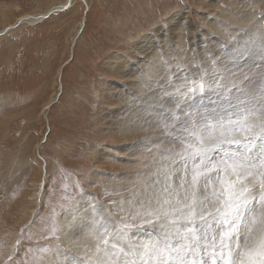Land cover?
<instances>
[{
    "label": "rangeland",
    "instance_id": "obj_1",
    "mask_svg": "<svg viewBox=\"0 0 264 264\" xmlns=\"http://www.w3.org/2000/svg\"><path fill=\"white\" fill-rule=\"evenodd\" d=\"M66 1L0 0V264H51L54 250L67 249L61 242L67 214L85 196L132 225L130 232L156 234L154 218L135 215L149 195L135 212L126 200L146 188L154 167L169 159L167 149L178 154L168 162L183 168L180 154L194 141L183 131L191 129L184 113L199 119L197 113L246 110L249 124L261 122L264 52L256 45L264 42V0H74L37 23L18 22ZM201 79L211 89L190 99L188 86ZM215 130L220 135L218 128L201 129L199 138L212 139ZM233 134L241 145L233 149L232 140L229 147L258 153V139ZM222 149L210 158L221 159L229 151ZM99 210L92 238L105 246L115 223H104ZM95 244H82L80 257L98 256Z\"/></svg>",
    "mask_w": 264,
    "mask_h": 264
},
{
    "label": "snow or ice",
    "instance_id": "obj_2",
    "mask_svg": "<svg viewBox=\"0 0 264 264\" xmlns=\"http://www.w3.org/2000/svg\"><path fill=\"white\" fill-rule=\"evenodd\" d=\"M256 47L264 52V42ZM211 87L203 79L192 82L187 88L189 98L203 95ZM184 115L191 129L183 131L194 137L180 154L184 166L180 172L163 173L168 198L157 199L155 204L150 201L135 213L140 219L154 218L160 226L158 235L145 242L133 241L132 225L114 221L111 238L123 247L108 264H264V108L259 109L261 122L251 124L246 110L219 117L197 113L199 119L191 113ZM209 128L220 129V135L212 138L217 142L225 141L228 129L248 132L250 141H261L259 151L255 156L251 149L243 155L225 152L221 159L212 160L209 149L197 146L204 143L199 138L201 129ZM173 175L176 187L171 182ZM97 259L105 264L100 256Z\"/></svg>",
    "mask_w": 264,
    "mask_h": 264
},
{
    "label": "bare ground",
    "instance_id": "obj_3",
    "mask_svg": "<svg viewBox=\"0 0 264 264\" xmlns=\"http://www.w3.org/2000/svg\"><path fill=\"white\" fill-rule=\"evenodd\" d=\"M73 1L74 0H68V1H66L65 3H63L62 5H60V6H55V7H52V8H50L49 10H47L45 13H43V14H41V15H39V16H36V15H33V14H25V15H23L22 17H20L19 19H18V22L19 21H30L31 23L33 22V23H37V21H41L42 19H44V17L46 16V14L49 12V11H52L54 8H56L57 10H63V9H65V8H68V7H71L72 6V4H73ZM205 1H208V0H205ZM255 2H256V0H254ZM259 1V0H258ZM257 1V2H258ZM233 2H234V0H233ZM242 2V1H241ZM248 2V1H247ZM254 2V3H255ZM256 2V3H257ZM255 3V4H256ZM209 4H210V2H209ZM236 5H238V4H236ZM240 5V4H239ZM246 7V6H245ZM244 7V8H245ZM238 8H239V6H238ZM246 8H248V7H246ZM251 8V7H250ZM253 8H255V7H253ZM237 9V8H236ZM240 11V10H239ZM247 11V10H246ZM251 11V10H250ZM234 12H235V10H234ZM230 13H231V10H230ZM240 13V12H239ZM243 13V12H242ZM254 13V12H253ZM241 14V13H240ZM244 14H245V12H244ZM183 15V14H182ZM231 15V14H230ZM235 15V14H234ZM243 15V14H242ZM246 15V14H245ZM250 15H252V14H249L248 15V17L250 16ZM185 16H187V15H185ZM206 16V15H205ZM233 16V15H232ZM174 17H177V16H174ZM231 17V16H230ZM239 17V16H238ZM173 18V17H172ZM183 18H184V16H183ZM244 18H247L246 16L244 17ZM216 19V18H215ZM237 19V18H236ZM248 19V18H247ZM171 20V19H170ZM176 20V19H175ZM174 20V21H175ZM182 20V19H181ZM181 20H179V21H181ZM219 20V19H218ZM246 20V19H245ZM184 21V20H183ZM172 22H173V20H172ZM194 22V21H193ZM240 22V21H239ZM179 23V22H178ZM186 23V22H185ZM192 23V22H191ZM170 24H172V23H170ZM187 25V24H186ZM180 26V25H179ZM185 26V25H184ZM183 26V27H184ZM219 26V25H218ZM81 27H83V25L81 24ZM81 27H80V29L79 30H81ZM181 27V26H180ZM182 27V28H183ZM254 27H255V25H254ZM181 28V29H182ZM195 28V27H194ZM240 30L239 31H241V28H239ZM172 30V29H171ZM210 30V29H209ZM235 30V29H234ZM257 30V29H256ZM176 31V30H175ZM180 30H178V32H179ZM193 31V30H192ZM191 31V32H192ZM223 31V30H222ZM171 32V31H170ZM195 32V31H194ZM204 32H206V31H204ZM201 33V32H200ZM207 33V32H206ZM239 33V32H238ZM241 33H244V32H242L241 31ZM0 34H2L1 33V31H0ZM188 34H190V33H188ZM187 34V35H188ZM191 34H193V33H191ZM198 34V33H197ZM202 34V33H201ZM204 35V34H203ZM240 35V34H239ZM242 35V34H241ZM196 36V35H195ZM201 36V35H200ZM206 36V35H205ZM230 36V35H229ZM244 36H246V34L245 35H243L242 36V38H244ZM191 37V36H190ZM249 37H250V35H249ZM252 37V36H251ZM260 37H262V36H260ZM149 38V37H148ZM171 38V37H170ZM247 38V37H246ZM177 39V38H176ZM145 40V39H144ZM149 40V39H148ZM171 40V39H170ZM188 40H189V38H188ZM187 40V41H188ZM194 40V39H193ZM197 40V39H196ZM204 40V39H203ZM220 40V39H219ZM263 40V39H262ZM147 41V40H146ZM151 41V40H150ZM146 43V42H145ZM176 43V42H175ZM191 43H194V42H191ZM197 43V42H196ZM254 43V42H253ZM142 44H143V42H142ZM190 44V43H189ZM214 44V43H213ZM216 44V43H215ZM252 44V43H251ZM139 45V44H138ZM141 45V44H140ZM250 45V44H249ZM253 45V44H252ZM256 45V44H255ZM137 46V45H136ZM161 46H163V45H161ZM191 46V45H190ZM240 46H242V45H240ZM135 47V46H134ZM172 47H173V45H172ZM186 47H188V46H186ZM253 47V46H252ZM136 48V47H135ZM138 48V47H137ZM169 48V47H168ZM155 49V48H154ZM157 49V48H156ZM171 49H173V48H171ZM211 49V48H210ZM143 50V49H142ZM133 51V50H132ZM174 51V50H173ZM134 52V51H133ZM137 52V51H136ZM158 52V51H157ZM171 52V51H170ZM176 52V51H175ZM175 52L174 53H172V55L173 54H175ZM135 53V52H134ZM156 53V52H155ZM188 53H189V51H188ZM187 53V54H188ZM194 53H195V51H194ZM212 53V52H211ZM136 54V53H135ZM169 54V53H168ZM146 55V54H145ZM155 55V54H154ZM190 55H192V54H190ZM199 55V54H198ZM201 55V54H200ZM133 56V55H132ZM152 56V55H151ZM157 56V55H156ZM172 57H174V56H172ZM176 57V56H175ZM178 57V56H177ZM192 57H193V55H192ZM197 57H199V56H197ZM196 58V57H195ZM204 58V57H203ZM148 60H149V58H147ZM126 60V59H125ZM163 61V60H162ZM199 61V60H198ZM149 62V61H148ZM186 63V62H185ZM120 64H123V63H120ZM151 64V63H150ZM125 65V64H124ZM177 65V64H176ZM139 66V65H138ZM210 66V65H209ZM261 66V65H260ZM156 67V66H155ZM158 67V66H157ZM196 67V66H195ZM118 68L119 67H117V70H116V72L117 73H121V70H118ZM178 68V67H177ZM177 68H176V70H177ZM125 69V68H124ZM149 69V68H148ZM154 69V68H153ZM166 69V68H165ZM112 70V69H111ZM156 71V70H155ZM163 71V70H162ZM161 71V72H162ZM150 72V71H149ZM179 72V71H178ZM206 72V71H205ZM157 73H159V72H157ZM168 73V72H167ZM197 73V72H196ZM166 74V71L164 72V75ZM178 74V73H177ZM187 74V73H186ZM120 75V74H119ZM203 75V74H202ZM160 76V75H159ZM201 76V75H200ZM118 77V76H117ZM164 77V76H163ZM199 77V76H198ZM133 78V77H132ZM157 78V77H156ZM203 78H204V76H203ZM123 79H126V78H123ZM154 79V78H153ZM158 79V78H157ZM206 79V78H205ZM129 80V79H128ZM150 81V80H149ZM151 81H153V80H151ZM165 81H166V77H165ZM181 81V80H180ZM169 82V81H168ZM196 83L198 82L199 83V81H195ZM131 83V82H130ZM151 83V82H150ZM153 83V82H152ZM128 84V83H127ZM139 84V83H138ZM163 85V84H162ZM168 85V84H167ZM156 87H158L157 85H155ZM160 86V85H159ZM183 86V85H182ZM114 87V86H113ZM155 87V88H156ZM165 88H166V85H165ZM181 88V87H180ZM184 89V88H183ZM146 90H148V89H146ZM149 91V90H148ZM155 91H157V90H155ZM184 91V90H183ZM186 92L187 91H184V92H182V94H186ZM157 93V92H156ZM149 94V93H148ZM151 94H152V92H151ZM151 94H149L150 95V97H152L153 98V95L155 94H153V95H151ZM159 94V93H158ZM161 94V93H160ZM149 95H148V97H149ZM158 96V95H157ZM160 96V95H159ZM158 96V97H159ZM186 96V95H185ZM144 97V96H143ZM149 97V98H150ZM145 98V97H144ZM149 98H148V100H149ZM156 99H157V97H156ZM162 99V98H161ZM122 100V99H121ZM148 100H147V102H148ZM152 100V99H151ZM150 100V101H151ZM158 100V99H157ZM144 101V100H143ZM153 101V100H152ZM245 101V100H244ZM50 102H52V101H50ZM49 102V103H50ZM144 102H146V101H144ZM154 102V101H153ZM156 102V101H155ZM162 102V101H161ZM160 102V103H161ZM49 103H47L45 106H44V111H45V113L48 111V108H49ZM140 104V103H139ZM145 104H147V103H145ZM154 104H156V103H154ZM162 104H163V102H162ZM125 106V105H124ZM157 106V105H156ZM46 109V110H45ZM139 109V108H138ZM142 109H140L139 111H141ZM145 111V110H144ZM131 113V112H130ZM141 113V112H140ZM47 114V113H46ZM146 115V114H145ZM145 115H143V118L142 119H144V116ZM139 116H141V114L139 115ZM145 117H147V116H145ZM129 118V117H128ZM133 118H135V116L133 117ZM123 119V118H122ZM139 120V119H138ZM122 121V120H121ZM139 122V121H138ZM137 122V123H138ZM146 123L147 122H149V121H145ZM149 124H150V122H149ZM150 126H151V124H150ZM155 126V125H154ZM156 126H158V125H156ZM142 127H144V126H142ZM156 128V127H155ZM154 128V129H155ZM158 128V127H157ZM128 129V128H127ZM149 129V128H148ZM159 129V128H158ZM153 130V129H152ZM156 130V129H155ZM157 131V130H156ZM160 131V130H159ZM152 132V131H151ZM149 134V133H148ZM154 134V133H153ZM162 134H164V132L163 133H161V135ZM165 134H166V132H165ZM150 135V134H149ZM152 135V134H151ZM158 135H159V133H158ZM219 135H218V130H215V131H213V137H218ZM169 137V136H168ZM157 138H159V137H157ZM160 139V138H159ZM203 141H204V143H203V145H198V146H203V147H205V148H207V149H209V157L211 156V155H214V152H216V153H220V152H223V150L224 149H222V148H227L228 147V153L229 154H237V155H242V153H241V150H238V151H235V150H233L234 149V145H236V144H238V145H241V143H239V140H241V139H239V136H237V135H231V129H229V131H228V133H226L225 134V141L223 142V147H221V148H217L216 147V149L214 150V146H215V144L217 143V141H215V140H213V139H209V138H204V139H202ZM232 140H235L236 142H233L232 143V148L231 147H229L228 145H229V143H231V142H228V141H232ZM171 141V140H170ZM170 141H168V143H170ZM242 142V141H241ZM162 143V142H161ZM164 143V142H163ZM260 143H261V141H260ZM172 146V145H171ZM166 147H167V145H166ZM175 147V146H174ZM174 147H173V149H174ZM163 148H164V146H163ZM167 149V148H166ZM238 149H241V146L240 147H238ZM248 149H251V152H252V155L254 156V154H255V152H256V148L255 149H253L252 147H245V150H244V148H242V150L244 151V152H246ZM167 151H169V153H167L166 154V156L169 158V159H172L173 158V156H178V154H176V155H173L172 153H171V151H170V149H167ZM182 151V150H181ZM183 153V152H182ZM102 155V154H101ZM160 158L161 157H159V160H160ZM162 158H163V156H162ZM161 158V159H162ZM168 159V160H169ZM168 160H167V158H165V159H163V161H162V164H161V166L160 167H154V172H155V174L154 175H152L151 177V179L149 180V181H146L145 183V187L146 188H138V190L136 191V192H134L133 194V197H132V199L128 196V198H127V202H126V206L127 205H129V204H133V206H131V207H129L130 208V210H132V211H134L135 212V210H137V207L140 205V198L142 197V196H144L145 197V195H149V201H146L148 204H149V202L151 201L153 204H155V200H157V199H160V200H163V199H166V198H168V194L167 193H165L164 191H163V188L166 186V181H165V179H164V175H163V173H165V172H168L169 170H176L177 172H180L181 170H182V168H178L177 166H176V164H174V163H172V162H168ZM180 160H183V159H179V161ZM158 162V161H157ZM175 162V161H174ZM176 162H178V160H176ZM148 163V162H147ZM189 163H190V161H189ZM108 164V163H107ZM134 164V163H133ZM178 164V163H177ZM182 164V163H181ZM159 165V164H158ZM179 165H180V163H179ZM183 165V164H182ZM182 165H181V167H182ZM191 165V164H190ZM106 166V165H105ZM153 169V168H152ZM124 171V170H123ZM125 171H126V168H125ZM146 171V170H145ZM151 171H153V170H151ZM111 172V171H110ZM125 173V172H124ZM145 173V172H144ZM128 174V173H127ZM142 174V173H141ZM147 174V173H146ZM150 174V173H149ZM139 175V174H138ZM145 175V174H144ZM147 176V175H146ZM145 176V177H146ZM117 179V178H116ZM130 181V180H129ZM128 181V182H129ZM133 182V181H132ZM139 182V181H138ZM171 182H172V185H173V187H176L177 186V183H178V181H177V177L175 176V175H173L172 177H171ZM148 183H150L151 185H155L153 188H154V190L152 191V190H149V189H147V186L146 185H148ZM125 183L123 182V185H124ZM149 184V185H150ZM215 187V186H214ZM213 187V188H214ZM210 190H211V188H210ZM88 195V194H87ZM143 197V198H144ZM91 199H92V197H91ZM90 199V197H87V196H85V197H82V199H81V201H79V204H78V206H76V208H73V209H71L69 212H68V219H67V223H65L66 225H65V228L66 229H64V232H63V234L61 235L62 236V239H61V242L62 243H64L66 246H67V249H65V246L62 248V246L61 247H59L56 251L54 250V254H53V256L51 257V264H99V262H98V259H97V257L98 256H100L101 257V259L102 260H104L105 261V264H108V262L111 260V258H113L115 255H117V254H119L120 253V249L123 247V243H116L115 241H113L112 240V238H110V240H109V243H107L106 245H107V247H106V245L105 246H103L102 244H101V242H100V239H97V240H93V238L92 237H94V228H95V224H96V222L94 221V219H95V215H99V206H102V215L104 216H106V217H111V219H106V217L104 218V220H103V222L104 223H111L112 224V220L114 219V221H115V218H113V216H111L110 215V213H108V210L106 211V208H105V206L104 205H102V204H100L99 205V203L97 204H89V201L91 200ZM126 199V198H125ZM97 200V199H96ZM148 204L146 205V206H144V207H147L148 206ZM140 210L141 211H143L142 210V207L140 208ZM137 219V218H136ZM154 220V219H153ZM139 221V220H138ZM156 221V220H155ZM113 224H114V222H113ZM159 224L157 223V221H156V234H155V232L154 233H152V234H143V233H138V232H134L135 233V235L134 236H132V240L133 241H140V242H145V241H148V240H150V239H153V238H155L157 235H158V233H159ZM154 228V227H153ZM140 232V231H139ZM82 233H86V237H84L83 235H82ZM96 235V234H95ZM97 238V237H96ZM95 238V239H96ZM96 243V244H95ZM82 244H90V246L92 247L93 246V244H95L96 245V247L97 248H99L100 249V253H99V255L98 256H96V257H94V259H92V257H90L91 255L93 256V254L91 253L90 255L89 254H84L82 257H80V254H81V251H82V248H81V246H82ZM113 244H116V247L115 248H112V245ZM65 249V250H64ZM126 250V249H125ZM83 253H85V252H83ZM86 253H88V251L86 252ZM82 255V254H81ZM91 258V259H90ZM49 264V263H48Z\"/></svg>",
    "mask_w": 264,
    "mask_h": 264
}]
</instances>
